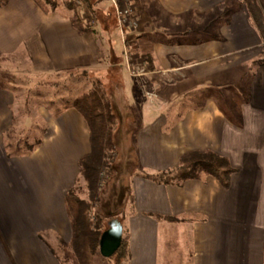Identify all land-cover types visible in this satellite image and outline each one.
<instances>
[{
    "label": "crops",
    "instance_id": "crops-1",
    "mask_svg": "<svg viewBox=\"0 0 264 264\" xmlns=\"http://www.w3.org/2000/svg\"><path fill=\"white\" fill-rule=\"evenodd\" d=\"M183 1L179 6L167 0L165 7L169 12H205L223 0ZM220 32V38L198 45L187 40L154 43L150 56L156 73L181 72L184 82H193L183 95L191 100L203 96L198 87H219L216 79L228 68L236 91L228 103L229 117L203 93L209 99L204 106H187L169 124L162 114L170 106L132 102L139 96L129 93L134 76L121 79L139 125L132 143L140 170L127 176L132 200L120 220L128 264H264V66L257 64L264 43L246 6ZM113 50L101 31L80 34L69 15L46 14L33 0L0 6V55L24 53L42 75L96 69L108 76ZM164 82L166 93L173 84L167 78ZM12 98L0 90V264H65L51 242L72 238L65 196L80 179V159L90 152L89 129L69 106L45 119L48 130L39 147L11 156L4 135ZM197 150L229 160L234 170L229 188L208 174L170 184L142 176L175 169L184 154Z\"/></svg>",
    "mask_w": 264,
    "mask_h": 264
},
{
    "label": "rangeland",
    "instance_id": "rangeland-1",
    "mask_svg": "<svg viewBox=\"0 0 264 264\" xmlns=\"http://www.w3.org/2000/svg\"><path fill=\"white\" fill-rule=\"evenodd\" d=\"M70 1L56 0L59 6L50 13L57 12L69 15L71 20L76 12L67 9V2ZM166 1L120 0L118 2L119 9L128 10V14H125L120 22L116 7L110 0H91L89 4L83 0H73L74 9L80 13L78 26L83 27L85 25L92 30V33L101 31L104 41H108L114 48L113 52H115L116 57L111 59L113 65L109 70V75L105 77L95 71L96 69L78 70L68 74L42 75L41 72L38 73L33 70L30 60L24 53L20 52L8 57L0 55V90H7L14 100L10 107L11 123L4 135L6 148L7 144L12 145L11 149L7 148L9 154L11 152L14 154L18 150L21 155L30 153L25 150L26 145H34L44 137L48 130L45 119L49 116H57L59 111L69 107L76 98L94 89H99L104 90L108 96H113L118 107L120 106L119 110L122 109L119 115L125 137H123V142L118 151L108 155L114 159L115 164L124 162L125 156L123 155L125 152L129 148L134 149L133 135L137 132L139 125L136 114L129 107V100L124 87L126 85L121 80L122 78L124 80L123 74L126 77L134 76L129 83V93L131 98L134 95L139 96L135 97L134 101L131 99L132 102L145 104L147 107L170 106L169 110H164V114H162V116L170 119L168 120L169 124L180 118L187 106H204L209 100L204 94H209L210 99H214L217 105L219 104L224 108L227 111L225 116L229 117L231 108L228 103L231 98L235 97L236 91L233 87L235 84L230 80L231 74L228 68L223 70L221 76L216 79L217 85L221 83L219 87H210L208 83L203 85V88L198 87L197 91L203 96L191 100V95H183L190 90L189 87H192L193 82H184V74L181 75V72L168 76L159 70L156 73L157 67L154 64V69L149 71L147 56L153 60V56L150 55L154 43L165 44L170 42L176 44L177 41H212L220 38L221 29L229 28L231 16L245 8V5L239 0H223L205 12L198 9L191 12H177V9H173L169 12L170 9L165 7ZM171 1L181 5L179 0ZM186 1L188 0L183 1L184 4ZM103 26L107 30L103 31ZM118 57L123 58L122 65H119L121 59ZM159 78L161 81H158ZM165 78L169 79L170 84H173L168 89V93H165V84H163ZM152 86H155L156 89ZM119 99L120 105L117 101ZM233 106H236L235 101ZM9 115L10 113H8V117ZM132 155L136 157L135 151ZM139 170L140 167L138 166L134 173H138ZM109 173L110 171L107 169L103 175L106 181L109 180H107ZM128 179L125 177L126 182ZM74 187L79 197L87 200V187L81 176ZM126 187H128V183ZM51 243L63 256L61 243L55 241ZM98 263L113 264L104 257H99Z\"/></svg>",
    "mask_w": 264,
    "mask_h": 264
},
{
    "label": "trees",
    "instance_id": "trees-1",
    "mask_svg": "<svg viewBox=\"0 0 264 264\" xmlns=\"http://www.w3.org/2000/svg\"><path fill=\"white\" fill-rule=\"evenodd\" d=\"M46 14L58 8L56 0H33ZM89 4L91 0H83ZM246 6L251 21L264 43V0H239ZM9 0H0V6L5 7ZM67 2V9L76 12L71 23L80 34L92 33L88 27L78 26L80 13ZM49 8V9H48ZM205 41H197L201 44ZM149 71L154 69L152 58L147 56ZM257 64L264 66V55ZM70 107L77 110L84 118L89 129L90 152L79 161L80 176L83 178L88 192L87 200L79 197L75 187L65 196L67 214L72 228L70 242L60 241L65 264H99L100 240L102 234L109 228V223L115 221L121 224L126 204L132 200L131 188L125 180L138 166L133 148H129L123 156L124 162L114 163L109 153L118 151L125 133L122 129L120 110L116 99L107 95L104 90L94 89L76 98ZM42 140L34 145H26L27 152H33ZM10 145V144H9ZM7 144V148L11 146ZM20 151L9 155L19 156ZM124 153V152H123ZM109 169L108 178L104 179L105 171ZM234 170L229 160L210 150H197L184 154L177 168L157 174H142L148 180L170 184L196 179L201 174L215 177L223 187L229 188ZM122 225V224H121ZM130 252L126 240L122 241L119 250L109 258L113 264H128Z\"/></svg>",
    "mask_w": 264,
    "mask_h": 264
},
{
    "label": "water",
    "instance_id": "water-1",
    "mask_svg": "<svg viewBox=\"0 0 264 264\" xmlns=\"http://www.w3.org/2000/svg\"><path fill=\"white\" fill-rule=\"evenodd\" d=\"M123 241V226L115 221L109 223V228L102 234L100 253L104 258H111L119 250Z\"/></svg>",
    "mask_w": 264,
    "mask_h": 264
},
{
    "label": "built area",
    "instance_id": "built-area-1",
    "mask_svg": "<svg viewBox=\"0 0 264 264\" xmlns=\"http://www.w3.org/2000/svg\"><path fill=\"white\" fill-rule=\"evenodd\" d=\"M114 5H115V7H116V12H117V14H118V18H119V21L121 22L122 21V19H123V16H125V14H128V10H126V11H123V10H120L119 9V1L120 0H110ZM122 18V19H121ZM128 67H130V64H128ZM138 76H140V75H138Z\"/></svg>",
    "mask_w": 264,
    "mask_h": 264
}]
</instances>
